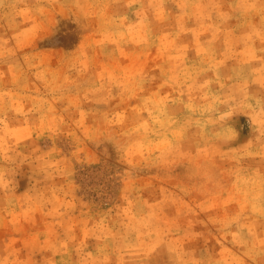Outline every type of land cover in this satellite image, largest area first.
Returning a JSON list of instances; mask_svg holds the SVG:
<instances>
[{
  "label": "rangeland",
  "instance_id": "obj_1",
  "mask_svg": "<svg viewBox=\"0 0 264 264\" xmlns=\"http://www.w3.org/2000/svg\"><path fill=\"white\" fill-rule=\"evenodd\" d=\"M0 264H264V0H0Z\"/></svg>",
  "mask_w": 264,
  "mask_h": 264
}]
</instances>
